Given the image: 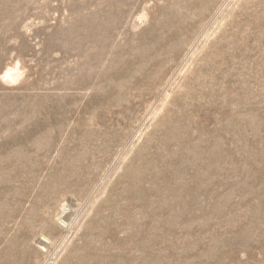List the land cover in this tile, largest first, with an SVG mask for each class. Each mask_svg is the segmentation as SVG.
Returning a JSON list of instances; mask_svg holds the SVG:
<instances>
[{"label":"rangeland","instance_id":"obj_1","mask_svg":"<svg viewBox=\"0 0 264 264\" xmlns=\"http://www.w3.org/2000/svg\"><path fill=\"white\" fill-rule=\"evenodd\" d=\"M263 11L0 0V264H264Z\"/></svg>","mask_w":264,"mask_h":264},{"label":"bare ground","instance_id":"obj_2","mask_svg":"<svg viewBox=\"0 0 264 264\" xmlns=\"http://www.w3.org/2000/svg\"><path fill=\"white\" fill-rule=\"evenodd\" d=\"M264 12V11H263ZM73 213V212H72ZM72 213H71V209L69 208V207H67V206H65L64 208H63V210L60 212V214H59V220L61 221V222H63V224H70L71 222H72ZM73 222H74V220H73ZM41 242V244L43 245V246H47L48 245V241L46 240V239H41L40 240Z\"/></svg>","mask_w":264,"mask_h":264}]
</instances>
